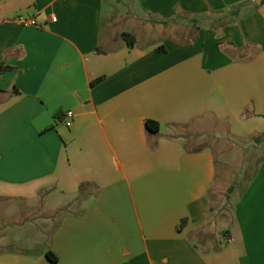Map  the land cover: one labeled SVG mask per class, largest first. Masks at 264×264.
Returning <instances> with one entry per match:
<instances>
[{
	"label": "crops",
	"instance_id": "crops-1",
	"mask_svg": "<svg viewBox=\"0 0 264 264\" xmlns=\"http://www.w3.org/2000/svg\"><path fill=\"white\" fill-rule=\"evenodd\" d=\"M260 1L0 0V217L29 212L47 188L51 213L67 209L37 251L13 247L29 243L12 236L21 223L0 222V264H264V163L224 238L207 235L217 176L207 138L264 133ZM121 2L127 12L106 18Z\"/></svg>",
	"mask_w": 264,
	"mask_h": 264
},
{
	"label": "rangeland",
	"instance_id": "rangeland-1",
	"mask_svg": "<svg viewBox=\"0 0 264 264\" xmlns=\"http://www.w3.org/2000/svg\"><path fill=\"white\" fill-rule=\"evenodd\" d=\"M128 2L129 0H127ZM117 7L121 12L117 10L114 12V8L111 7L110 11L108 9L105 14L106 18H111L115 14L126 13L129 5L121 2L117 4ZM181 22L182 25L188 23L187 21ZM147 37L148 34L145 40L154 44H159L166 39L165 35ZM207 142L213 145L217 156V176L210 191L211 203L214 207L210 221L212 227L207 229V235H218L224 238V230L233 220L234 207L238 197L244 192L257 169L264 163V141L258 143L254 140V137L230 138L223 133L221 140L214 141L208 137ZM49 190V188L41 190L35 199L29 201L30 204H33L29 212H22L18 209V212L11 218H8V215L4 213L0 217L2 228L8 224V220H13L12 225L13 223L15 225L21 223L19 227L14 226L13 229L11 227L12 236L16 237L17 241L29 240L28 245L14 243L13 247L18 248L21 246L23 249L27 247L26 249H31L32 251H37L44 247L48 248L51 233L60 220L59 216L67 212V209L62 208L56 213L53 212L54 214L51 213L50 209L57 201L56 197L58 196L57 194L52 195ZM42 215L50 216V222L47 226L42 225L40 222ZM4 221H6V224L2 223ZM32 222L40 224V229H37L38 232L34 230L35 228L31 225ZM23 224H28V226L24 228Z\"/></svg>",
	"mask_w": 264,
	"mask_h": 264
},
{
	"label": "trees",
	"instance_id": "trees-1",
	"mask_svg": "<svg viewBox=\"0 0 264 264\" xmlns=\"http://www.w3.org/2000/svg\"><path fill=\"white\" fill-rule=\"evenodd\" d=\"M260 3L262 5H264V0H261ZM239 8H240V6L235 8V9H233V10H231L226 16L221 17L220 20L223 21V20H225L227 18H231V17H235V16L239 15ZM191 22L195 25V24H197L199 22V20L192 19ZM122 37L128 43L129 46L132 47L135 44L136 38L131 33H126L125 32V33L122 34ZM165 49L166 48L164 46H160V47H158L157 50L165 51ZM3 70H4L3 67H0V72H2ZM101 79L102 78L94 80L92 82V84H95V83L99 82ZM145 126H146V130L149 133L157 134L160 131V123L157 122V121L149 119V120L146 121ZM254 140L256 142H258V143L263 142L264 141V133L259 135V136H255ZM92 189H95V184H93V183L87 182V183L81 184L80 187H79L78 200L82 201V200L86 199L91 194V190ZM47 257L52 262H56L58 260L57 256L55 254L51 253V252L47 253Z\"/></svg>",
	"mask_w": 264,
	"mask_h": 264
},
{
	"label": "built area",
	"instance_id": "built-area-1",
	"mask_svg": "<svg viewBox=\"0 0 264 264\" xmlns=\"http://www.w3.org/2000/svg\"><path fill=\"white\" fill-rule=\"evenodd\" d=\"M52 21H57V17H52ZM19 21L24 25H37V22L34 19L27 18V17H20ZM75 118V113L72 110H68L65 113V117L63 122L67 127H71L73 125V120Z\"/></svg>",
	"mask_w": 264,
	"mask_h": 264
}]
</instances>
